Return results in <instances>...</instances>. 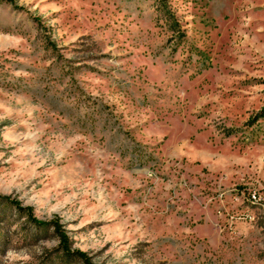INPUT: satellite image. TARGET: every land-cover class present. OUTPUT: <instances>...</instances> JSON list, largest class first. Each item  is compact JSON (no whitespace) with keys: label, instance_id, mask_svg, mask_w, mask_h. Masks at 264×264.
<instances>
[{"label":"rangeland","instance_id":"374dc122","mask_svg":"<svg viewBox=\"0 0 264 264\" xmlns=\"http://www.w3.org/2000/svg\"><path fill=\"white\" fill-rule=\"evenodd\" d=\"M263 109L264 0H0V264H264Z\"/></svg>","mask_w":264,"mask_h":264},{"label":"trees","instance_id":"16d2710c","mask_svg":"<svg viewBox=\"0 0 264 264\" xmlns=\"http://www.w3.org/2000/svg\"><path fill=\"white\" fill-rule=\"evenodd\" d=\"M260 115L263 116L264 112H261ZM49 223L52 226L53 231L59 240L60 250H62V252L66 256L75 257L76 259L79 260L81 264H94L85 252H82L77 249H71L69 238L66 235V232L63 229L62 225L59 223L58 219L56 218L51 219Z\"/></svg>","mask_w":264,"mask_h":264},{"label":"built area","instance_id":"2783aa9c","mask_svg":"<svg viewBox=\"0 0 264 264\" xmlns=\"http://www.w3.org/2000/svg\"><path fill=\"white\" fill-rule=\"evenodd\" d=\"M252 196H255L256 198H259V197H257V195H256V194H253Z\"/></svg>","mask_w":264,"mask_h":264},{"label":"bare ground","instance_id":"6f19581e","mask_svg":"<svg viewBox=\"0 0 264 264\" xmlns=\"http://www.w3.org/2000/svg\"><path fill=\"white\" fill-rule=\"evenodd\" d=\"M253 197V196H252ZM255 199V198H254Z\"/></svg>","mask_w":264,"mask_h":264}]
</instances>
